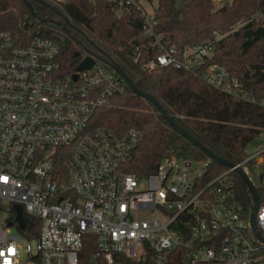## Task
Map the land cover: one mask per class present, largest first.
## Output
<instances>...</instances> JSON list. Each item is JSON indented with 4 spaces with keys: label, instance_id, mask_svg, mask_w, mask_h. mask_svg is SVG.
<instances>
[{
    "label": "built area",
    "instance_id": "1",
    "mask_svg": "<svg viewBox=\"0 0 264 264\" xmlns=\"http://www.w3.org/2000/svg\"><path fill=\"white\" fill-rule=\"evenodd\" d=\"M108 1L119 15L137 11L144 36L158 49L144 70L183 69L240 96L228 69L208 62L213 42L179 50L157 30V8L148 0ZM263 19L259 12L251 20ZM61 54L60 42L26 24L0 30V264H170L176 250L188 264H257L264 200L253 228L254 202L241 201L232 173L259 167L255 188L264 190V152L260 163L246 158L206 184L209 156H172L147 177L130 173L126 163L142 133L94 123L126 83L99 55H91L90 68L65 74ZM252 100L264 107V95Z\"/></svg>",
    "mask_w": 264,
    "mask_h": 264
},
{
    "label": "trees",
    "instance_id": "2",
    "mask_svg": "<svg viewBox=\"0 0 264 264\" xmlns=\"http://www.w3.org/2000/svg\"><path fill=\"white\" fill-rule=\"evenodd\" d=\"M44 1L47 5L28 0L38 17L52 21L35 18L23 0H0V30L20 29L26 24L33 33L60 42L65 74L72 73L89 53L117 62L141 91L154 96L181 128L213 153L232 163L248 158L246 147L264 131V107L252 100L264 95V19L251 20L254 14L264 12V0L225 1L220 7L218 0H148L157 8V30L164 33L168 45L184 50L214 43L208 62L228 69L238 82L240 96L222 92L183 69L157 66L144 70L143 64L155 57L158 49L139 25L134 26L137 11L123 10L119 15L118 7L108 0ZM94 123L118 134L131 127L142 133L141 143L126 163L127 171L139 177L154 173L163 159L172 156L197 161L207 158L149 99L136 95L127 85L125 93L98 109ZM227 169L214 161L202 184ZM232 182L241 201L252 206L253 195L237 172L232 173ZM257 193L263 202L264 190L258 188ZM170 264H188L184 252L176 250Z\"/></svg>",
    "mask_w": 264,
    "mask_h": 264
},
{
    "label": "water",
    "instance_id": "3",
    "mask_svg": "<svg viewBox=\"0 0 264 264\" xmlns=\"http://www.w3.org/2000/svg\"><path fill=\"white\" fill-rule=\"evenodd\" d=\"M25 2V4L27 5L28 9L30 10L31 14L39 19L42 22H47V21H52L50 19H43L38 17V15L36 14V12L34 11L33 7L31 6V4L28 2V0H23ZM39 2L47 5V3L44 0H38ZM56 12L58 14H62L59 10L56 9ZM61 28L64 30H67V27L64 24H60ZM134 26H138V19H136L134 21ZM238 33V32H237ZM91 55H96L94 53H89V55H86V57L83 58V60L77 65L76 67V71H81L84 69H88L92 66V64H94L95 60L93 59V57ZM77 56H79V54H77ZM107 65H109L122 79L123 81L126 83V85L138 96L141 97H145L147 99H149L154 105L155 107L159 110L160 114L167 120V122L179 133L181 134L184 138H186L187 140H189L191 143H193L194 145H196L197 147H199L207 156L211 157L214 161L225 165L227 167H234V163L216 155L215 153H213L211 150H209L205 145H203L198 139H196L195 137L191 136L189 133H187L183 128H181L173 119L172 117L169 115V113L163 108V106H161V104L159 103V101L152 95L141 91L136 84L134 83V81L126 74V72L122 69V67L115 61H107L106 59H102ZM75 78H77V74L75 75ZM236 172L240 175V177L244 180V182L246 183V185L248 186V189L250 190L251 194L253 195L254 198V207H253V211L251 214V220H252V226L253 228L256 227L255 225V213L256 210L258 208V204H259V197L256 191L255 186L253 185V183L251 182V180L249 179V177L247 176V174L245 173V171L241 168L238 167L236 169ZM16 212H17V218L16 220L19 222L20 226L24 229L25 228V222L23 219V213L20 207L16 208Z\"/></svg>",
    "mask_w": 264,
    "mask_h": 264
},
{
    "label": "rangeland",
    "instance_id": "4",
    "mask_svg": "<svg viewBox=\"0 0 264 264\" xmlns=\"http://www.w3.org/2000/svg\"><path fill=\"white\" fill-rule=\"evenodd\" d=\"M225 1L231 2L232 0H218L217 6L220 7ZM156 4V2H154ZM264 152V131L252 140L245 149V153L248 158L256 157V163L262 161V153ZM244 171L253 183L254 186H258L260 183L259 172L260 168L255 167L253 164H246ZM257 264H264V252L258 256Z\"/></svg>",
    "mask_w": 264,
    "mask_h": 264
}]
</instances>
